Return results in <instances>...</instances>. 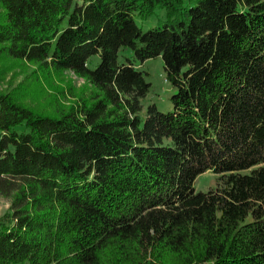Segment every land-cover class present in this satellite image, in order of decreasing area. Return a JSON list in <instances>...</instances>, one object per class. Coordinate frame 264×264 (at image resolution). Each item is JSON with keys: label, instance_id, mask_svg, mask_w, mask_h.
<instances>
[{"label": "trees", "instance_id": "obj_1", "mask_svg": "<svg viewBox=\"0 0 264 264\" xmlns=\"http://www.w3.org/2000/svg\"><path fill=\"white\" fill-rule=\"evenodd\" d=\"M124 48L163 59L172 111L141 114ZM2 60L91 92L0 91V264H264V0H0Z\"/></svg>", "mask_w": 264, "mask_h": 264}, {"label": "rangeland", "instance_id": "obj_2", "mask_svg": "<svg viewBox=\"0 0 264 264\" xmlns=\"http://www.w3.org/2000/svg\"><path fill=\"white\" fill-rule=\"evenodd\" d=\"M162 10H157L155 15L144 20L138 15L136 22L144 31L161 26L166 19V14ZM119 64L133 60L137 64L139 70L146 75V80L150 84V90L145 98L142 99L143 109L142 115H145L148 107L156 104L158 109L167 113L173 110V104L170 100L171 96L177 92L167 80V72L165 71L164 62L161 57L151 58L144 63L134 59V53L130 48H124L118 56ZM89 66L95 68L100 63L99 55H94L90 59ZM13 66V67H12ZM36 65L23 61H3L0 63V91H13L24 96L25 102L31 105H43L53 99L54 95L59 99L58 102L63 105H70L76 100V95L81 93L85 96L90 94L91 89L85 80L77 77L70 71H64L61 78L53 76L50 81L40 76L37 79L35 73ZM75 93V96L73 95ZM20 96V97H21ZM54 101V100H53ZM219 175L212 171H206L198 176L194 183L196 192H207L213 188L219 187L222 182ZM12 199L0 194V217L5 215L11 209Z\"/></svg>", "mask_w": 264, "mask_h": 264}]
</instances>
